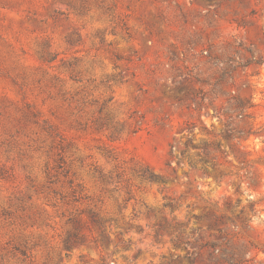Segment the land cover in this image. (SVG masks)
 I'll use <instances>...</instances> for the list:
<instances>
[{
    "label": "rangeland",
    "instance_id": "1",
    "mask_svg": "<svg viewBox=\"0 0 264 264\" xmlns=\"http://www.w3.org/2000/svg\"><path fill=\"white\" fill-rule=\"evenodd\" d=\"M0 264H264V0H0Z\"/></svg>",
    "mask_w": 264,
    "mask_h": 264
},
{
    "label": "trees",
    "instance_id": "2",
    "mask_svg": "<svg viewBox=\"0 0 264 264\" xmlns=\"http://www.w3.org/2000/svg\"><path fill=\"white\" fill-rule=\"evenodd\" d=\"M142 177L147 178V179H153L155 178L154 175L152 173H150L149 175H147L145 172L142 173Z\"/></svg>",
    "mask_w": 264,
    "mask_h": 264
}]
</instances>
